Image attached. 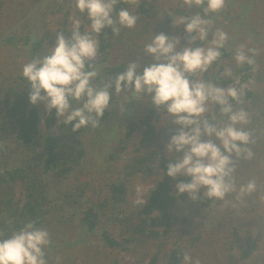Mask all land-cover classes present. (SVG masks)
<instances>
[{"label":"trees","instance_id":"16d2710c","mask_svg":"<svg viewBox=\"0 0 264 264\" xmlns=\"http://www.w3.org/2000/svg\"><path fill=\"white\" fill-rule=\"evenodd\" d=\"M55 1L60 3L55 14H64L60 23V16L56 19L59 23L56 31L51 32L44 25H36L35 29L29 25L24 35L6 31L0 41L4 59L11 56L8 50L13 53L26 51L31 58L42 56L56 44L58 32H63L65 38L70 39L73 30L68 28L67 21L73 9L78 18L90 25L86 14H81L75 7V0H0V14L2 5L10 2L17 4L18 10L21 6L20 20H36L45 11H50L48 8ZM139 1L130 5L119 0L116 6V12L127 8L139 17L135 28H121L119 34L105 28L97 37L102 57L91 62L100 73L93 82L95 85L114 82L116 74L125 70L129 62L138 63V71L152 63L153 57L145 53L144 47L161 32L169 38H179L177 50L188 45L205 48L211 45L219 26L228 22L225 29L233 32L247 24L246 18L252 10L251 3H247L251 0H244L240 5L235 0H225L220 12L207 14L206 2L199 7L195 4L188 7L179 0L177 7L170 11L165 9L166 0ZM258 1L253 0L252 5H257ZM239 6L243 8L242 13L236 11ZM196 15L210 21L208 36L203 41L196 32L191 35L185 32L187 21L180 27L175 23L178 17L190 19ZM80 31L82 33V27ZM195 36L196 40L191 43ZM252 42L256 45L254 50L260 54L254 58L253 65L237 64L234 57L240 40L228 39L219 50L220 58L207 72L201 73V77L200 72L188 76L192 82L203 81L225 89L237 79L242 83L253 81L254 91L239 92V102L229 98L234 111L243 109L248 114L249 123L236 127L248 132L254 142L247 145L253 153L251 159H237L235 154L232 155L235 167L232 179L236 191L229 193L224 200H209L203 195L205 189H201L197 201H192L187 193L177 195L176 184L187 182V179L183 176L172 179L166 175L167 164L173 158L179 159V154L167 153L166 147L179 126L172 122L163 108L151 105L150 97L144 101L146 94L136 100L127 92L128 97L123 98L125 103L138 107L115 117V107L120 106L123 100L114 88L111 89L110 108L105 111L100 125L96 128L89 125L77 132L72 131V125H64L63 118L60 123L53 109L45 118L47 130L43 132L39 127L42 118L40 106L29 100L31 84L20 76L15 82L17 92L11 90L5 102L0 99V103L5 105V108L0 106V231L4 238L22 229L26 222H35L37 228L49 233L51 242L44 249L47 264L55 260L62 262L65 254H71L70 251L78 247L92 250V240L100 243L97 246L102 248L98 252L101 256L97 257L100 264H118L117 257L111 255L119 251L139 257L135 264H141L147 257H150L148 264H185L183 255L186 252L191 254L194 262L202 251V243L207 242L205 236L215 239L213 235L222 234L227 225V222L226 225L219 223L220 219L213 213L220 209L222 214H229L227 218L234 216V211L228 212L227 206L221 208L222 203H231L233 199V203L238 201L240 187L251 181L249 174L256 168L262 173V178L257 181L253 201L246 211L248 219L239 224L243 225V234L234 224L236 230L232 231L230 241L232 248L238 250L239 264H251L260 250L262 256L264 215L258 209L264 206V38L257 32ZM228 72L231 76L226 74ZM13 73L14 70L10 69V74ZM15 93L16 102L12 100ZM208 103L212 104L213 111L200 117L201 122L207 120L217 127L229 123L228 116L221 114V106L211 101ZM76 106L73 103V107ZM4 109L6 111L1 112ZM91 132H97V137L90 136ZM114 134L119 136L116 141ZM136 134L139 137L134 139ZM211 139L219 145L215 137ZM110 140L112 142H108ZM127 155L128 159L123 162ZM244 166L249 170L246 172L248 177L245 176L242 182ZM156 169L161 176L148 191L145 205L132 206L129 199L131 186L137 178L143 182L150 180ZM112 171L117 174L116 179L106 181L104 185L98 183L100 178H108ZM98 185L102 186V196L94 200L90 191ZM112 223L119 226L118 238L110 235ZM254 230H258L255 236ZM151 242H155L156 249L150 255L148 246ZM215 242L213 240L212 248L216 246ZM229 264H237V260ZM261 264H264V258Z\"/></svg>","mask_w":264,"mask_h":264},{"label":"clouds","instance_id":"9594fccd","mask_svg":"<svg viewBox=\"0 0 264 264\" xmlns=\"http://www.w3.org/2000/svg\"><path fill=\"white\" fill-rule=\"evenodd\" d=\"M125 2L136 5L138 0ZM205 2L206 14L218 13L225 6V0H182L188 7L193 4L199 7ZM118 3L119 0H75V7L90 21V30L82 34L77 27L70 39H66L63 32L56 33L55 46L23 66L22 76L31 84L30 103L42 102L49 112L55 109L59 122L63 118V124L72 125V131L77 132L89 125L91 128L100 125L105 111L110 108L111 89L114 88L117 95L130 92L136 100L147 94L150 104L157 109L163 108L179 126L166 147L167 153L179 154V159L173 158L167 164L166 175L172 179L180 176L187 179V182L176 184L177 195L187 193L192 201H197L201 189H205L203 195L209 200H224L229 193L236 191L232 179L235 171L232 155L235 154L237 159H251L253 156L251 148L247 147L254 142L250 134L236 127L249 123L248 114L243 109L234 111L229 103V98L240 100L236 88L192 82L188 76L207 72L220 58L219 50L225 46L227 34L217 30L207 49L183 47L177 50L179 38H169L161 32L144 47L145 53L153 57L152 63L138 71L140 65L129 62L125 70L116 74L114 82L95 85L93 82L100 73L91 62L97 57V37L105 28H110L114 34H119L121 28L133 29L139 19L127 8L116 12ZM185 21L187 34L196 32L201 41L207 38L210 21L200 15L182 18L180 22ZM243 49L241 45L235 61L238 65H253L256 51L249 49L253 54V58H249ZM226 74L231 76V72ZM246 90L253 91L242 89L240 92ZM209 101L221 106V114L228 116L229 123L217 127L207 120L201 122L199 118L207 111L205 105ZM73 103L78 106L73 107ZM212 137L219 141V145ZM255 189V181H249L240 187L237 199L250 195ZM50 242L48 231L37 228L35 222H26L22 229L13 231L7 238L0 231V264H47L44 249ZM183 261L185 264H200L199 259L193 262L187 252Z\"/></svg>","mask_w":264,"mask_h":264},{"label":"rangeland","instance_id":"374dc122","mask_svg":"<svg viewBox=\"0 0 264 264\" xmlns=\"http://www.w3.org/2000/svg\"><path fill=\"white\" fill-rule=\"evenodd\" d=\"M11 1V0H10ZM164 1V0H162ZM237 2L238 5H240V3H243L244 0H235ZM256 1V0H255ZM140 1L138 0V3ZM179 2V0H166L165 2V9H169L170 11H173L174 8L177 7V3ZM247 3H251L252 6V10L250 11L248 18H246L247 21H245V23H247L246 25L243 26H239V28H237L236 30L232 31H228V29H225V25L229 24L224 23V25H221L218 27V30L223 31L225 33L228 34V39H232V40H240V43H238L236 45L237 50L240 48L241 45L244 46V54L248 57L252 56L253 54L249 51V49H255L256 45L252 42L254 41V37H255V33L257 34V32L260 33V36L262 38H264V0H259L257 5L255 3V5L253 4V0L248 1ZM60 3L58 1H55L48 9H50V11H45V13L41 14L39 17H37L36 20H27V21H23L20 20L21 18V14H22V10L20 9L21 6H19V10L17 8V4H11L10 2L2 5L3 9H2V14H0V41L4 38V35L6 34V31H10L11 33H17L19 35H24L27 27L30 25L31 27H33L35 29L36 25H40V26H45V28L51 32L56 31V29L59 27L58 24L62 21L63 18V13L59 14L60 16V21L59 23H56V19H59V16H57L58 14H55V11L57 9V7H59ZM243 10L242 7H238V9H236L237 13H242L241 11ZM244 19V17H243ZM182 20V18L178 17V19L175 21V23L177 24V27H180L183 25V23H181L180 21ZM245 20V19H244ZM220 21V19H219ZM25 23V24H23ZM68 28L70 30H74L75 28H81L82 27V34H84L86 31L90 30V25H87L86 22L81 18H78L76 16V14H74V9L72 10V12L69 14L68 16ZM22 27H24L22 29ZM247 29H246V28ZM252 29V30H251ZM255 29V30H254ZM40 31L41 34V29H38ZM1 31H3V33L1 34ZM9 33V34H11ZM198 36V33H197ZM194 37V39L190 40V42H194L196 40V37ZM55 45L51 46L54 47ZM191 45H188L186 47H190ZM211 46V45H209ZM209 46H206L205 49H207ZM5 47V46H4ZM20 48V47H19ZM7 49V48H6ZM11 54L10 58L7 55L6 58L4 59V55L5 52H0V99L2 100V102H5L6 99L8 98V94H11V90H15L17 92V86L15 84V82L17 80H19L18 78L20 76H22V69L23 66L28 63L29 61H31L33 58H31L32 56L27 53L26 51L23 50H19L16 51V53L11 52V50H8ZM13 53V54H12ZM259 53H257L255 55L254 58H258L259 57ZM102 57L101 53L99 52V50L97 51V57H96V61L99 60ZM10 69L14 70V75L10 74ZM198 73V72H197ZM196 74V73H195ZM192 74V75H195ZM201 73L199 74V77H201ZM198 79V77H197ZM241 85V86H240ZM230 87L236 88L238 92H240V90H245V89H252L254 91V87L253 84L251 83V81L248 82H240V80H236V82H234L233 85H231ZM146 97L144 98V101L147 100V97H149L147 94L145 95ZM120 98V100H123V98L128 97L127 96V92L125 93H121L118 96ZM124 99V100H125ZM12 100L14 102L18 101L17 97H16V93L14 95H12ZM122 101V103L120 104V106L115 107V113L113 114V116L115 117H119L122 116V114L124 115L125 113H129L131 108H134V110L137 109L138 106H130V103H125V101ZM37 105L40 106L41 112H42V118L40 120V128L43 132H45L47 130L46 125H45V118L49 115V111L46 110L44 103L42 102H37ZM128 107H125V106ZM0 106L4 107L5 105L3 103H0ZM143 107V105H142ZM141 107V108H142ZM206 109L207 111L204 114L207 113H211L213 111V107L212 104L207 103L206 104ZM5 108V107H4ZM123 109V110H122ZM6 111V109H4L1 112ZM135 113H137V111H135ZM129 115V114H128ZM246 126V125H245ZM97 132H91L90 136H92L93 138L97 137ZM114 137H116L115 141L118 139L119 136H117L116 134H114ZM113 137V139H114ZM139 137V135H135L134 139H137ZM111 139V140H113ZM108 141V142H112V141ZM94 141H92L91 143L93 144ZM108 145V144H106ZM129 149H131V147H129ZM255 152V151H253ZM129 155L125 156L123 162L126 161V159H128ZM246 167V166H244ZM119 169L121 170V167H119ZM248 167H246L245 169L242 170V182L244 181V179L246 177H248L247 175V171H248ZM153 177L150 180H146V181H141L140 178H137L135 180V182L133 183V185L131 186V190H130V195H129V199L130 202L132 203V206H144L145 202H146V198H147V194L148 191L153 187V185L155 184V182L157 180L160 179L161 173L158 171V169H156L153 172ZM246 176V177H245ZM117 174L114 173L113 171L109 174V177L107 178H100L98 180L99 184H103L106 181H110L111 179H116ZM249 177L251 179V181H255L256 183V188L258 186V182L261 178H262V173L259 172L256 168L251 172V174H249ZM241 182V183H242ZM102 186L98 185L97 187H95L94 189H91L90 194L92 195V197L95 199H97L98 196H102L101 188ZM255 192V191H254ZM252 192L250 195H245L243 197V199L238 200L237 202L233 203L235 201V199L232 200L231 203H227V201H225L222 203L221 208L224 209V205L227 206L228 212L231 213V211H234V216H232L231 218H227L229 216V214H222V212L219 209V212H214L213 214L216 215V218L220 219L219 223H223L224 225H227L224 228V232L222 234H220L219 236H214L215 239L210 240L208 236H205L206 238V244L202 243L203 248L201 253L198 254L197 259H199L200 264H215L214 262L216 261V264L218 262H220V264H229V262L233 261V260H237V264H239L238 262V250L237 249H233L232 245H231V241H230V237L232 236V231L236 230L235 229V225H238L239 229H240V234H243V232L241 231L243 228V225H239L240 223L243 224V220L248 219V214L246 215V211H248V209L250 208V205L253 201V193ZM20 193V192H18ZM100 197H98L99 199ZM259 212L261 215H264V206L260 207ZM225 218V219H224ZM235 224V225H234ZM256 229V228H255ZM258 230H254L253 231V235H257ZM264 233V232H263ZM110 235L113 238H118L119 237V226L116 223H112L111 224V228H110ZM213 240H216V246L212 248V242ZM92 244L94 245L92 250H86V249H81V247L76 248L75 250L70 251V253H67L63 256V261L59 262L53 261L52 264H100V260L97 259V257L101 256L98 255L102 248L101 246H97L100 245V243H98L95 240H92ZM97 246V247H96ZM150 248V255L153 254L155 252L156 246H155V242H151V244L148 246ZM258 256L253 257L251 264H261L262 263V259L264 258V253L262 254V251L260 250L259 252H257ZM231 255H234L235 257H231ZM112 257H117V263L118 264H135L136 261H138L139 257H136L135 255H133L130 252H123V251H119V252H114V254L111 255ZM70 257V258H69ZM236 258V259H235ZM209 259H212V261H207ZM150 261V257H147L146 259H143V262L141 264H148Z\"/></svg>","mask_w":264,"mask_h":264},{"label":"built area","instance_id":"2783aa9c","mask_svg":"<svg viewBox=\"0 0 264 264\" xmlns=\"http://www.w3.org/2000/svg\"><path fill=\"white\" fill-rule=\"evenodd\" d=\"M241 91V90H240Z\"/></svg>","mask_w":264,"mask_h":264}]
</instances>
